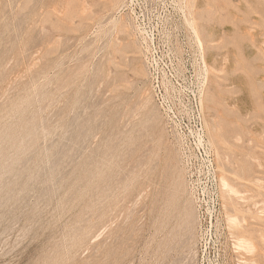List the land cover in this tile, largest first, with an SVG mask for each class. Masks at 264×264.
<instances>
[{
	"label": "rangeland",
	"instance_id": "obj_1",
	"mask_svg": "<svg viewBox=\"0 0 264 264\" xmlns=\"http://www.w3.org/2000/svg\"><path fill=\"white\" fill-rule=\"evenodd\" d=\"M147 5L204 79L221 225L200 219L167 129ZM248 263L264 264V0H0V264Z\"/></svg>",
	"mask_w": 264,
	"mask_h": 264
},
{
	"label": "built area",
	"instance_id": "obj_2",
	"mask_svg": "<svg viewBox=\"0 0 264 264\" xmlns=\"http://www.w3.org/2000/svg\"><path fill=\"white\" fill-rule=\"evenodd\" d=\"M166 1V0H165ZM158 8L147 5L137 17V39L144 52L148 71L155 79L160 92L159 105L178 148L181 166L191 195L211 226L224 223L223 207L219 196L218 171L215 155L205 128L204 112L201 105L204 79L199 82L198 91L194 90L188 75L195 72L190 63V52L180 54L182 45L177 41L165 40L169 33L165 20H160V28L153 26ZM166 16L167 13H164ZM161 17L160 13L157 14ZM195 49L196 64L203 73L205 63L202 50Z\"/></svg>",
	"mask_w": 264,
	"mask_h": 264
},
{
	"label": "bare ground",
	"instance_id": "obj_3",
	"mask_svg": "<svg viewBox=\"0 0 264 264\" xmlns=\"http://www.w3.org/2000/svg\"><path fill=\"white\" fill-rule=\"evenodd\" d=\"M118 5V4H117ZM116 5V6H117ZM190 20V19H189ZM112 27L115 29H120V30H128V25L126 24V20H121V21H117V20H114L112 22ZM117 41V40H116ZM118 42V41H117ZM202 44V43H201ZM148 93V92H147ZM201 105L203 107V96L201 97ZM146 107V106H145ZM220 183H221V189H222V192H223V195H224V200L227 201L228 204L231 203V196L233 195H237L239 194L237 192V190L234 188V186L230 183L229 179L226 177V176H222L220 178ZM239 196V195H238ZM233 199V198H232ZM226 204V203H225ZM227 204V206H228ZM233 204V203H232ZM226 206V208H227ZM236 210V209H235ZM228 216V222L230 224H238L237 222V218L232 216L231 214H227ZM237 248L238 249H241V250H246V251H253L255 246H254V243L251 239H248V238H245V237H242V238H239L238 239V243H237ZM196 260V259H195ZM194 260V261H195ZM249 264V263H248ZM254 264V263H252Z\"/></svg>",
	"mask_w": 264,
	"mask_h": 264
}]
</instances>
